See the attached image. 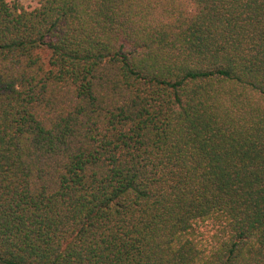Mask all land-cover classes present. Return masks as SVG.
<instances>
[{
    "label": "trees",
    "instance_id": "trees-1",
    "mask_svg": "<svg viewBox=\"0 0 264 264\" xmlns=\"http://www.w3.org/2000/svg\"><path fill=\"white\" fill-rule=\"evenodd\" d=\"M0 264H264V0H0Z\"/></svg>",
    "mask_w": 264,
    "mask_h": 264
},
{
    "label": "rangeland",
    "instance_id": "rangeland-1",
    "mask_svg": "<svg viewBox=\"0 0 264 264\" xmlns=\"http://www.w3.org/2000/svg\"><path fill=\"white\" fill-rule=\"evenodd\" d=\"M10 2H18L21 5H23L25 8L31 9L34 8L36 6H38V4L42 1V0H9ZM211 226L208 227H204L202 230L204 232L203 237L208 239V237L211 234Z\"/></svg>",
    "mask_w": 264,
    "mask_h": 264
}]
</instances>
